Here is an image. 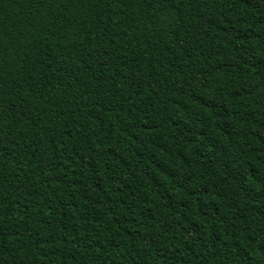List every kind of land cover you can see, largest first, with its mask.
Here are the masks:
<instances>
[{
  "label": "trees",
  "instance_id": "trees-1",
  "mask_svg": "<svg viewBox=\"0 0 264 264\" xmlns=\"http://www.w3.org/2000/svg\"><path fill=\"white\" fill-rule=\"evenodd\" d=\"M0 264H264V0H0Z\"/></svg>",
  "mask_w": 264,
  "mask_h": 264
}]
</instances>
